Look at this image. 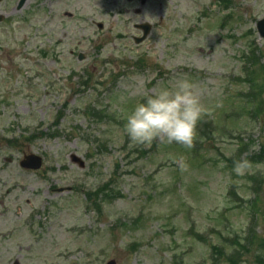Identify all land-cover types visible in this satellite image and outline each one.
<instances>
[{
  "label": "rangeland",
  "instance_id": "rangeland-1",
  "mask_svg": "<svg viewBox=\"0 0 264 264\" xmlns=\"http://www.w3.org/2000/svg\"><path fill=\"white\" fill-rule=\"evenodd\" d=\"M146 1L29 0L3 34L0 264H264V0ZM180 78L206 109L194 147L133 146L128 112Z\"/></svg>",
  "mask_w": 264,
  "mask_h": 264
},
{
  "label": "clouds",
  "instance_id": "clouds-1",
  "mask_svg": "<svg viewBox=\"0 0 264 264\" xmlns=\"http://www.w3.org/2000/svg\"><path fill=\"white\" fill-rule=\"evenodd\" d=\"M196 86L187 78L177 79L174 88L161 87L143 103L136 104L126 116L124 131L133 146L150 147L154 141L178 144L192 149L197 126L206 109ZM181 172L188 170L184 157L173 161ZM253 167L248 159L234 162L233 173L244 176Z\"/></svg>",
  "mask_w": 264,
  "mask_h": 264
},
{
  "label": "flooded vegetation",
  "instance_id": "flooded-vegetation-1",
  "mask_svg": "<svg viewBox=\"0 0 264 264\" xmlns=\"http://www.w3.org/2000/svg\"><path fill=\"white\" fill-rule=\"evenodd\" d=\"M20 1L21 0H0V48L3 45V34L11 33L13 25L18 23L19 10L25 7L29 0H26L23 6L19 8ZM126 14L129 15L130 13ZM5 25H7V27ZM3 26H5V28H3Z\"/></svg>",
  "mask_w": 264,
  "mask_h": 264
},
{
  "label": "water",
  "instance_id": "water-1",
  "mask_svg": "<svg viewBox=\"0 0 264 264\" xmlns=\"http://www.w3.org/2000/svg\"><path fill=\"white\" fill-rule=\"evenodd\" d=\"M145 29V35L148 34L150 30V25H145L143 26ZM259 31L262 36H264V20H262L259 25H258ZM74 160L81 162L77 157L74 158ZM83 165V163L81 162ZM22 165L27 168H32V169H39L42 166V158L39 156H27L26 160L22 162ZM108 264H116L115 261H111Z\"/></svg>",
  "mask_w": 264,
  "mask_h": 264
},
{
  "label": "trees",
  "instance_id": "trees-1",
  "mask_svg": "<svg viewBox=\"0 0 264 264\" xmlns=\"http://www.w3.org/2000/svg\"><path fill=\"white\" fill-rule=\"evenodd\" d=\"M238 254L239 253L236 252L235 254L229 256V255L225 254V252H223L222 250H220V251H218L217 256L218 257H221V258H224V259L227 257V259H225V260L228 261L230 264H234V261H231V259L232 258H238L239 257Z\"/></svg>",
  "mask_w": 264,
  "mask_h": 264
}]
</instances>
